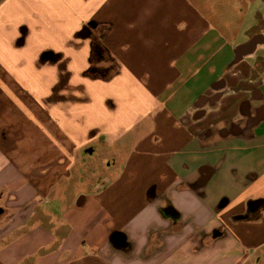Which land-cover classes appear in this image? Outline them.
Returning a JSON list of instances; mask_svg holds the SVG:
<instances>
[{
    "label": "crops",
    "instance_id": "1",
    "mask_svg": "<svg viewBox=\"0 0 264 264\" xmlns=\"http://www.w3.org/2000/svg\"><path fill=\"white\" fill-rule=\"evenodd\" d=\"M260 200L264 0H0V264H264Z\"/></svg>",
    "mask_w": 264,
    "mask_h": 264
},
{
    "label": "trees",
    "instance_id": "2",
    "mask_svg": "<svg viewBox=\"0 0 264 264\" xmlns=\"http://www.w3.org/2000/svg\"><path fill=\"white\" fill-rule=\"evenodd\" d=\"M107 63L106 67L101 66ZM118 72V65L111 57L107 48L94 38L91 43V54L89 58V68L86 71V76L92 80L107 81L113 78Z\"/></svg>",
    "mask_w": 264,
    "mask_h": 264
},
{
    "label": "rangeland",
    "instance_id": "3",
    "mask_svg": "<svg viewBox=\"0 0 264 264\" xmlns=\"http://www.w3.org/2000/svg\"><path fill=\"white\" fill-rule=\"evenodd\" d=\"M112 57V56H111ZM18 63H21L20 61L18 62ZM18 63H16L15 65H14V63H13V65H12V63L10 64V65H8L9 66V68L10 69H8V70H11V73H14V71H16L17 70V65H18ZM25 63H26V68L24 69V71L25 72H27V73H29L28 74V76H29V80L26 78V79H24V78H22V83H23V85H24V83L25 84H29V85H39L40 84V82H42V81H44V79H43V75H41V74H35L34 72L36 71V70H41L42 68H44V67H41V66H38L34 61H25ZM47 67V66H46ZM45 67V68H46ZM12 68V69H11ZM64 82H65V85L66 84H68V82H67V79L65 80L64 79ZM15 129V128H14ZM43 131H44V129H42ZM12 131H14L13 129H12ZM33 132V133H35V132H37L38 130H36V127H33V129L31 130V129H27V127H25V125H23V126H17L16 127V132H14V134H22V133H29V132ZM39 132V131H38ZM45 132V131H44ZM36 134V133H35ZM10 144V143H9ZM14 145V144H13ZM17 145V144H16ZM15 145V146H16Z\"/></svg>",
    "mask_w": 264,
    "mask_h": 264
},
{
    "label": "water",
    "instance_id": "4",
    "mask_svg": "<svg viewBox=\"0 0 264 264\" xmlns=\"http://www.w3.org/2000/svg\"><path fill=\"white\" fill-rule=\"evenodd\" d=\"M91 35L90 30H85L84 32L80 33V36H83V38H88ZM264 207V200L253 202L251 206V210L254 212L256 210H259L260 208Z\"/></svg>",
    "mask_w": 264,
    "mask_h": 264
}]
</instances>
